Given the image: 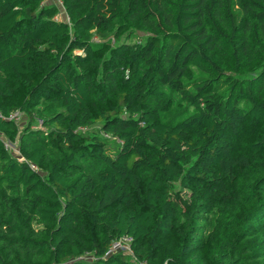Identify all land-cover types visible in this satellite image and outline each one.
<instances>
[{
  "label": "trees",
  "instance_id": "trees-1",
  "mask_svg": "<svg viewBox=\"0 0 264 264\" xmlns=\"http://www.w3.org/2000/svg\"><path fill=\"white\" fill-rule=\"evenodd\" d=\"M250 126L264 0H0V264H264Z\"/></svg>",
  "mask_w": 264,
  "mask_h": 264
},
{
  "label": "rangeland",
  "instance_id": "rangeland-1",
  "mask_svg": "<svg viewBox=\"0 0 264 264\" xmlns=\"http://www.w3.org/2000/svg\"><path fill=\"white\" fill-rule=\"evenodd\" d=\"M58 6H59V9H60V14L57 16V18L58 19H61V20H65V21H67L66 20V15L65 14H63V12H62V5H60V4H58ZM139 33L138 34H140V35H142V32H140V31H138ZM122 36H124V35H122ZM81 51H79V53H80ZM17 96H19V95H17ZM7 119H8V117H7ZM13 121H14V123H15V125H16V127H17V129H18V133L21 131V129L25 126V124L27 123V117H26V115L24 116L23 114H21V116L20 117H18V118H14V119H12ZM263 128L264 127H260V128H253V127H247V129L244 131V133H241V135L239 136L240 137V139H242L243 141H246V140H250V139H253L254 137H257V136H259L261 133L260 132H262V130H263ZM99 129H100V126L99 125H96V126H94L93 128H91V130H89V131H96V132H99ZM106 139H107V143H108V145H113L114 143V140L113 139H110L108 136H104ZM3 138V137H2ZM256 139V138H255ZM2 141H6V142H8L9 143V145H10V148H12L13 149V151L14 152H11V154H12V156H14V157H20L21 159L23 158V157H21L22 155L20 154V151H19V148H18V142H17V140L16 141H11V140H8L7 138H3L2 139ZM237 142H239L238 140H237ZM36 170L37 171H39L40 173H42L41 171H40V169H38V168H36ZM126 244H123L122 245V248L121 249H117V250H115L114 252L113 251H111V252H113V254L114 255H123V256H126L128 259H129V261L130 262H133L134 261V259H133V252L132 251H128L127 250V248H125L124 246H125ZM91 258H89V257H86L85 258V260L87 261V262H90L89 260H90Z\"/></svg>",
  "mask_w": 264,
  "mask_h": 264
},
{
  "label": "built area",
  "instance_id": "built-area-1",
  "mask_svg": "<svg viewBox=\"0 0 264 264\" xmlns=\"http://www.w3.org/2000/svg\"><path fill=\"white\" fill-rule=\"evenodd\" d=\"M66 20L68 21V18L66 17ZM21 116V113L16 111L14 113H11L8 117V119H14V118H18ZM42 125V119L41 118H36L35 119V124L32 126V128H40ZM104 136H108L107 134L103 133ZM109 137V136H108ZM3 146L4 149L10 152H14L12 148H10V145L8 142L3 141ZM34 168V167H33ZM129 241L130 238L128 237H122L116 241H113L110 245V252L111 251H115L117 249H121L123 244H126L124 247L127 248V250L129 251Z\"/></svg>",
  "mask_w": 264,
  "mask_h": 264
}]
</instances>
